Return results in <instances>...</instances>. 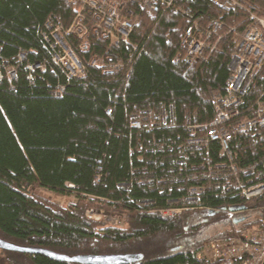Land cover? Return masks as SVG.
Here are the masks:
<instances>
[{
	"label": "trees",
	"instance_id": "1",
	"mask_svg": "<svg viewBox=\"0 0 264 264\" xmlns=\"http://www.w3.org/2000/svg\"><path fill=\"white\" fill-rule=\"evenodd\" d=\"M236 3L173 0L155 13L129 0L130 46L142 49L131 63V47L95 36L96 14L85 6L88 49L77 51L85 76L68 80L52 62L45 25L68 28L81 3L0 0V238L68 256L143 255L131 264H211L197 255L207 241L235 233L231 208L257 212L242 228L264 234V196L239 195L240 184L264 180V128L236 134L231 161L216 141L190 143L214 117L213 94L226 90L236 30L249 12L264 14V0ZM189 28L204 40L198 58L181 46ZM94 58L127 65L106 75L90 65ZM261 89L256 84L246 101ZM38 189L76 200L64 208ZM90 208L123 217V225L88 218ZM167 208L181 211L165 216ZM219 226L229 228L209 236ZM0 264L79 263L0 249Z\"/></svg>",
	"mask_w": 264,
	"mask_h": 264
},
{
	"label": "built area",
	"instance_id": "2",
	"mask_svg": "<svg viewBox=\"0 0 264 264\" xmlns=\"http://www.w3.org/2000/svg\"><path fill=\"white\" fill-rule=\"evenodd\" d=\"M75 1H79L81 5L70 26L63 29L61 25L54 24L52 19H49L45 25L47 32L44 33L45 40L52 50V62L65 72L68 80L85 76V63L77 52L88 49V44L83 39L87 33L82 13L85 6L95 11L93 31L98 39L109 41L115 47L121 45L131 47L128 63H131L135 53L142 51L135 44L130 46L135 19L132 12L126 9L129 0H71L72 3ZM139 1L141 5L155 13L163 7H170L173 2V0ZM211 1L226 7L237 4L236 0ZM217 27L219 23L215 21L207 30L214 31ZM236 33L234 52L229 64L231 74L226 90L220 95L213 94L214 117L206 125L199 126L203 130L202 136H195L190 140V143L198 147L208 144L209 141L218 142L221 153L229 161L234 158L230 143L236 134L249 132L255 135L259 129L264 128V14L249 12V21L243 23ZM69 36L78 37L77 45L72 46ZM181 46L187 58H198L203 53L204 40L197 38L189 28L182 37ZM23 58L24 56L20 55V59ZM90 65L102 68L106 75H115L121 68H125L127 63L122 60L101 63L94 58ZM34 68L28 67L30 71ZM11 76H14L13 72ZM259 83L262 85L261 91L254 97L252 103L247 102L248 94ZM62 91L61 87L58 94ZM131 124L138 129L141 127L139 120ZM239 195L244 199L264 195V180L240 184ZM180 211V208H167L161 212L165 216H176ZM103 214L101 210L93 208L86 212L90 219L98 221L104 218L110 225L120 226L121 222L115 219L116 217H105ZM197 256L211 264H261L264 260V234L256 228H237L234 235L226 239L216 238L206 242L203 251Z\"/></svg>",
	"mask_w": 264,
	"mask_h": 264
},
{
	"label": "water",
	"instance_id": "3",
	"mask_svg": "<svg viewBox=\"0 0 264 264\" xmlns=\"http://www.w3.org/2000/svg\"><path fill=\"white\" fill-rule=\"evenodd\" d=\"M264 196V195H263ZM231 212L245 211L244 207L231 208ZM243 219H238L237 222ZM0 249L19 253L42 254L51 259L79 264H131L143 260L142 254H105L68 256L36 247L16 245L0 238ZM261 264H264V260Z\"/></svg>",
	"mask_w": 264,
	"mask_h": 264
},
{
	"label": "rangeland",
	"instance_id": "4",
	"mask_svg": "<svg viewBox=\"0 0 264 264\" xmlns=\"http://www.w3.org/2000/svg\"><path fill=\"white\" fill-rule=\"evenodd\" d=\"M33 192H36V193H38V194H40L42 196L43 195H49L52 199H54L58 203V205H60V206H62L64 208L68 207L71 204H73L74 201L76 200V198L74 196L57 197L53 193H50L49 191H47L45 189L33 190ZM256 214H257V212H253V211H250V212H248V211H246V212L245 211L238 212V219H243V220H240V222L237 223V228L238 229L242 228L243 224L245 222H247L249 219L251 220ZM115 219H118L121 222L120 225H123V220H124L123 217L120 218L122 221L119 218H117V217ZM227 228H229V227H227ZM227 228L223 227V226L216 227L213 231H211L209 233V236H212L213 234H215V233H217L219 231H222L224 229H227ZM211 240H213V239H211Z\"/></svg>",
	"mask_w": 264,
	"mask_h": 264
}]
</instances>
